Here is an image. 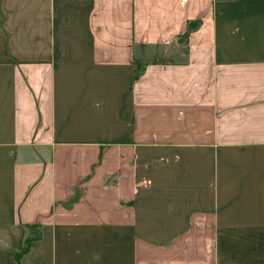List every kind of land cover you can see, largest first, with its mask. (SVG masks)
Masks as SVG:
<instances>
[{
    "label": "crops",
    "instance_id": "crops-1",
    "mask_svg": "<svg viewBox=\"0 0 264 264\" xmlns=\"http://www.w3.org/2000/svg\"><path fill=\"white\" fill-rule=\"evenodd\" d=\"M0 264H264V0H0Z\"/></svg>",
    "mask_w": 264,
    "mask_h": 264
},
{
    "label": "trees",
    "instance_id": "trees-1",
    "mask_svg": "<svg viewBox=\"0 0 264 264\" xmlns=\"http://www.w3.org/2000/svg\"><path fill=\"white\" fill-rule=\"evenodd\" d=\"M30 241H31V240H27V241H26V244H25V247L23 248V250H22L20 253H18V254L16 255L17 263H19L21 257H22V256L28 251Z\"/></svg>",
    "mask_w": 264,
    "mask_h": 264
}]
</instances>
